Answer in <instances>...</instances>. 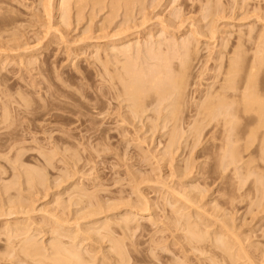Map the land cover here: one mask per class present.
Instances as JSON below:
<instances>
[{"label": "rangeland", "instance_id": "obj_1", "mask_svg": "<svg viewBox=\"0 0 264 264\" xmlns=\"http://www.w3.org/2000/svg\"><path fill=\"white\" fill-rule=\"evenodd\" d=\"M3 1L9 34L20 43L10 36V45L6 35L0 40L6 46L0 53V264H22L25 252L17 247L31 240L46 256L57 240L76 247L92 264H169L173 258L208 264L209 254L187 247L185 221L207 234L208 247L219 237L229 240L226 249L241 259L230 261L264 264V162L242 153L222 174L218 127L212 123L195 142L191 112L224 85L230 61L243 62L245 70L264 46V0H69L65 6L51 0V8L50 0ZM184 44L195 62L171 143L166 104L147 99L134 118L115 80L127 57L141 73L159 67L156 57L172 50L183 52L171 54L179 64L187 58ZM42 108L50 116L42 118ZM33 110L41 111L35 123L15 118ZM11 136L26 140L15 144ZM248 159L260 176L241 170ZM25 170L38 179L28 183Z\"/></svg>", "mask_w": 264, "mask_h": 264}, {"label": "bare ground", "instance_id": "obj_2", "mask_svg": "<svg viewBox=\"0 0 264 264\" xmlns=\"http://www.w3.org/2000/svg\"><path fill=\"white\" fill-rule=\"evenodd\" d=\"M67 1L69 0H60V3L61 5H68L69 3H67ZM81 1V0H80ZM79 0L77 1L78 4L80 2ZM3 0H0V40L1 38H4L5 35L7 36V40H9V43H10V36L12 38V42L13 44H15L16 40L15 37H17V35H15V37L13 38V35L12 33L9 34V25L11 24H8L6 22V12L4 11V9H2L1 6H3ZM49 2V0H48ZM70 2V1H69ZM76 2V3H77ZM99 2V0H98ZM47 3V2H45ZM44 3V4H45ZM51 5V0H50V3ZM49 4H45V8H46V11L48 12L49 9L53 6H49ZM4 5H6L4 3ZM46 5H48L50 8H48V6L46 7ZM63 7V6H62ZM64 8H68L67 6L64 7ZM64 9V10H66ZM7 11V10H6ZM45 11V12H46ZM67 11V10H66ZM5 12V13H4ZM9 12V11H8ZM44 12V13H45ZM50 12L51 10L49 11V14L47 13V15L50 16ZM3 13L6 14L5 16H3ZM63 13V12H62ZM66 13V12H64ZM46 15V16H47ZM63 15V14H62ZM49 16H47L48 18H50ZM66 16V15H65ZM5 17V18H3ZM13 17V16H12ZM10 18V17H9ZM5 19V20H4ZM62 19V18H60ZM64 19V17H63ZM11 19L9 20V23H10ZM12 23V22H11ZM63 23H64V20H63ZM51 26V25H50ZM49 26V27H50ZM11 30V29H10ZM8 34V35H7ZM19 36V35H18ZM23 36V35H22ZM25 36V35H24ZM264 38V37H263ZM18 41L20 39V37L18 38ZM6 40V39H5ZM4 40V42H6ZM264 40V39H263ZM262 40V42H264ZM3 41V40H1ZM0 41V42H1ZM15 43H14V42ZM7 43V42H6ZM7 43V45L9 44ZM10 43V45H11ZM1 46H3V43H0ZM23 45V44H22ZM21 45V46H22ZM260 45H262L260 43ZM14 46V45H13ZM188 46V45H186ZM184 44V46L182 45L181 47H183V49H185V56L187 57L185 60L182 59V56L183 53L181 51V53H174L173 54V50H172V53H170V55H167L166 53H162L160 56L156 57L157 61L159 62L158 65L159 67H155L156 69H153L152 71H149L151 73H149L148 71L147 72H142L141 73V70H135V66L133 67V65L129 62L131 61H127L126 59H128V57L124 60L123 63H126V64H122L121 65V68L120 71L123 72V75H117V79L115 81H117V83H119L118 86H120L119 88V91L123 96L127 97L126 98V102H130L131 105H130V110L132 112V116L134 117V115H137L141 112H144V108L147 107V99H150L149 101V104H155L157 106H161V105H164V103L166 104L165 106H161V107H165V109L168 111L167 112V116H165L164 119H166V122L168 123H172V125L174 126L173 128V134L172 136H169V140L171 141V143H173V141L175 142V140L177 139V131H175V128L176 130L178 129V127H180L181 125V120H182V115H183V112L186 110H184V107H186V91H187V88L189 86V77L190 75H192V69L194 68L193 67V62H195V59H193L192 57L195 58V55L192 53V49L189 50V47L187 48ZM259 46V45H258ZM6 46H4V48H0L1 49H5ZM9 49H11L9 47V45L7 46ZM179 47L178 49V52L179 50H181ZM186 47V48H185ZM264 47V46H263ZM262 46L259 47V50H257V52L254 54V59L253 61H249L248 63V66L246 65V69L243 70V66H241L243 64V62L240 64L239 61H230L229 63V66L227 64V68L225 69V75H226V78H224V85L222 87H220L218 90H213V92H209V94H206V97H204V99H202L200 102H198L197 104H195V107L193 108V121H192V129L193 131L195 132L193 134V140H195V142L199 140V138H201L204 130H206L209 125H211L212 123L215 124V128L218 127V131H219V138L221 140V145L219 147V160H220V167L222 168L223 172L222 174H225V170L227 168H229V166H237L238 163H240V160L241 157H242V153H249L250 155H253V156H257L259 157V160H263L264 162V81H260L259 79V76L261 75V73L264 71L261 69L262 65H264V60H263V55H264V50H262L261 48H263ZM6 48V49H8ZM18 48V47H17ZM22 48V47H20ZM19 48V49H20ZM16 49V48H15ZM182 49V50H183ZM17 50V49H16ZM128 49L126 48V51ZM7 51V50H5ZM9 51V50H8ZM12 51V50H10ZM192 51V52H191ZM15 52V50H14ZM13 52V53H14ZM0 53H4L3 50H1ZM12 53V52H11ZM168 53V54H169ZM150 54V53H149ZM148 54V57H150ZM171 54H173L172 56H175V54L179 55L180 57V54L182 55L180 60H178V63L179 64H174L173 61H175V57H172ZM192 54L194 56H192ZM237 54V53H235ZM259 54H261V57ZM3 55V54H1ZM126 54H124L125 56ZM152 55V54H150ZM239 55V54H238ZM236 55V56H238ZM31 56V55H30ZM153 57L154 54L152 55ZM151 56V58H153ZM241 56V55H240ZM4 57H7L4 56ZM176 58V61L177 59ZM240 58H243V56H241ZM236 59H239L236 57ZM129 64H128V63ZM238 63V64H237ZM245 63V61H244ZM243 67V68H240L239 67ZM244 65V64H243ZM243 71H242V70ZM262 70V72H261ZM143 71V70H142ZM203 72V71H202ZM243 73V74H240V73ZM146 73V74H145ZM149 73V74H148ZM121 74V73H120ZM264 74V73H263ZM262 76V75H261ZM264 77V76H263ZM126 78V79H125ZM114 79V78H112ZM264 79V78H263ZM114 81V80H113ZM112 83V82H111ZM116 84V83H115ZM117 86V87H118ZM118 89V88H117ZM210 89V88H209ZM211 90V89H210ZM188 92V91H187ZM188 94V93H187ZM120 95V96H121ZM189 100V99H188ZM191 100V99H190ZM27 104V102L25 103ZM29 105V104H27ZM26 105V107H27ZM167 106V107H166ZM30 107V106H29ZM158 107V108H159ZM28 108V107H27ZM45 108V107H44ZM42 108V111H43V115H41V111L39 112L40 114H37L36 113V110L33 112H29V111H23V112H17V115L15 113V118H18V119H21V120H28V123L30 122L31 124L32 123H35V120H33V118H36L37 115H41L42 118L46 116H50L49 112L45 114V109ZM190 108V106H189ZM188 108V109H189ZM25 109V108H24ZM60 109V108H59ZM73 109V108H72ZM191 109V108H190ZM28 110V109H27ZM129 110V112H130ZM39 111V109H38ZM77 113V112H76ZM68 114V113H67ZM70 114V113H69ZM131 114V113H130ZM71 115V114H70ZM76 115V114H75ZM28 116L30 117V119L28 118ZM52 116V115H51ZM56 116V115H55ZM77 116V115H76ZM135 118V117H134ZM192 118V117H191ZM41 121V120H40ZM43 121V119H42ZM78 121V120H77ZM79 122V121H78ZM32 126V125H31ZM37 126V125H36ZM33 128V127H32ZM35 128V127H34ZM30 129V128H29ZM31 130V129H30ZM31 132V131H30ZM15 133V132H13ZM12 134V133H10ZM17 134V133H16ZM14 135V134H12ZM15 136V135H14ZM14 136H11L13 137V142L16 144L18 143L19 141H23L25 142L26 138H20L18 139V136L17 138L14 137ZM23 137V136H22ZM22 139V140H21ZM242 142L243 144L240 146V148H236V145L238 143ZM22 143V142H21ZM20 143V144H21ZM193 144H196V143H193ZM19 145V144H18ZM13 146H16V145H13ZM27 151V150H26ZM16 156V155H15ZM256 160V159H255ZM258 160V158H257ZM251 161V160H250ZM249 159H248V162H250ZM246 163V162H245ZM255 162L251 161L250 163L246 164L247 166H244V168L241 170H243L246 174L249 175V173L252 175V174H256V175H259V172H258V168L257 167H249V165L251 164H254ZM262 163V162H261ZM263 164V163H262ZM245 165V164H244ZM256 166V165H255ZM258 166V165H257ZM239 167V166H238ZM242 167V166H241ZM234 169V170H233ZM232 171H233V177H234V181H236V178L237 180H241L240 179V176L239 178L237 177V174H239V171H241L239 169V171H237V167L236 168H233ZM29 170V169H28ZM26 171L25 170V174H26V177L28 178L27 181L28 183L30 182L32 184V182H34V180H36V178L38 179V174H37V177H33L32 174H29V171ZM261 170V169H260ZM31 171V170H30ZM238 173H237V172ZM34 172V171H33ZM222 172V171H221ZM258 172V173H256ZM32 173V172H30ZM37 173V172H36ZM241 173V172H240ZM249 175V176H251ZM256 175H255V178H256ZM260 176V175H259ZM263 176V175H262ZM261 176V177H262ZM248 177V176H247ZM259 178L260 180V177H257V179ZM224 180V177L221 178ZM244 179V177H243ZM264 179V178H263ZM237 181L236 183L240 182V181ZM245 181V180H244ZM243 181V182H244ZM254 182V181H253ZM259 182V181H258ZM232 183H235L232 181ZM255 183V182H254ZM246 184V182H245ZM259 184V183H258ZM226 185V184H225ZM238 185V184H237ZM240 185V184H239ZM241 185H243L241 183ZM240 185V186H241ZM256 185V184H255ZM263 185V184H262ZM236 186V185H235ZM235 186H232V187H235ZM252 188H254V190L256 189L254 187V185L252 184ZM259 186V185H258ZM261 186V185H260ZM244 188V185L241 186ZM236 188V187H235ZM259 190H260V187H258ZM264 188V187H263ZM263 188L261 190H263ZM238 189V188H237ZM242 189V188H241ZM240 188L238 190H241ZM249 189V188H247ZM234 190V188H233ZM244 190V189H243ZM224 191V190H223ZM245 191V190H244ZM249 191V190H248ZM256 191V190H255ZM235 192V191H234ZM237 192V191H236ZM241 192H243L241 190ZM240 192V193H241ZM250 192H253V191H250ZM264 192V191H263ZM230 193V192H229ZM233 193V192H232ZM247 193V192H246ZM256 193V192H255ZM259 193H262V191H260ZM238 194V193H237ZM236 194V195H237ZM243 194V193H242ZM245 194V193H244ZM232 195V194H231ZM230 195V196H231ZM239 195V194H238ZM249 195V194H248ZM258 195V194H257ZM229 196V197H230ZM234 196V195H233ZM244 197V195H242ZM260 196V195H259ZM262 196V195H261ZM260 196V197H261ZM236 197V196H235ZM234 197V198H235ZM239 197V196H238ZM243 197H240V198H243ZM247 197V196H246ZM233 198V201H235ZM259 198V197H258ZM236 199V198H235ZM232 201V197L230 199ZM230 201V202H231ZM256 201V200H255ZM254 201V202H255ZM237 202V201H236ZM240 200H239V204H240ZM253 202V201H252ZM253 202V204H254ZM238 203V202H237ZM256 203V202H255ZM231 204H233L231 202ZM251 204V203H250ZM253 204H251L253 206ZM257 204V203H256ZM258 205V204H257ZM225 206V205H224ZM223 206V207H224ZM227 206V205H226ZM229 206V205H228ZM251 206V207H252ZM231 207V206H230ZM182 217V216H181ZM183 218V217H182ZM181 218V219H182ZM188 219V218H187ZM186 220V219H184ZM201 220V219H200ZM183 221V220H182ZM187 222V221H185ZM184 222V223H185ZM190 223V221H188ZM223 222V221H222ZM221 222L220 225H223ZM183 223V222H182ZM181 223V224H182ZM183 223V224H184ZM198 223V222H196ZM204 223V222H203ZM226 223V221H224V224ZM182 224V227H186L185 228V231L187 232L188 234V239L185 238V240H188L189 244L187 247H191V249L193 251H196L195 253H197L199 251V254H209V257H210V260H209V263L210 264H236L234 263L233 261L234 260H237V259H234L232 258L231 254H234V253H229V251H231L230 249H226V246L227 248L228 245V241L226 242L225 240H223L221 237L219 238H214L216 239L214 242V245L211 244L210 241H212L210 239V243L211 246H207L206 245V236L207 234L204 235L203 232H200L201 228L198 229L200 231H197V228H191V226H189V224L186 223L187 226H183ZM192 224V223H191ZM195 224V223H194ZM219 224V223H218ZM198 225V224H196ZM208 225V224H207ZM227 225V224H226ZM206 226V225H205ZM225 226V225H224ZM229 226V225H228ZM196 227V226H195ZM202 227V226H201ZM204 227V226H203ZM223 227V226H222ZM205 228V227H204ZM208 228V227H207ZM206 228V229H207ZM229 228H231L229 226ZM183 229V228H182ZM196 229V230H195ZM216 229V228H215ZM219 229V228H218ZM184 230V229H183ZM182 230V231H183ZM228 230L230 231V229L226 228V231L228 232ZM232 230V229H231ZM205 231V230H204ZM208 231V230H206ZM217 231V230H216ZM219 232V231H217ZM223 232V230L221 231ZM207 233H210V232H207ZM213 233V232H212ZM230 233V232H229ZM232 233V232H231ZM223 234V233H222ZM236 234V233H234ZM214 235V234H213ZM228 235V233H227ZM232 235V234H231ZM17 236V235H16ZM20 235H18L16 238H18ZM209 236V235H208ZM220 236H222L220 234ZM234 236V235H233ZM213 237V236H212ZM236 237V235L233 237V239ZM238 237V235H237ZM236 237V238H237ZM209 238V237H208ZM213 238V239H214ZM232 238V237H231ZM230 238V239H231ZM30 240V239H29ZM240 240V239H239ZM25 241V240H24ZM208 241V240H207ZM231 241V240H230ZM238 241V240H237ZM243 241V240H242ZM242 241H240V243H242ZM22 242V241H21ZM33 241H25L22 245H19L17 248L20 249L21 251L23 250L25 253H24V257L22 258V261L24 264H89L91 263L90 261L89 263L87 262L88 260H85V257H83L84 255L80 254L79 251L80 249L77 251L75 250L76 247H73V246H70V247H73V249H68V246L67 248H65L66 245L68 244H64L63 247L60 245V242L59 244L57 243L58 240L55 242L57 245H54L52 246V244L50 245L51 247V254L52 256H49L47 255L46 256V253L45 251L43 253L40 252V249L39 247H37V244L35 245L34 243H32ZM226 242V243H225ZM233 242V241H232ZM230 242V243H232ZM65 243V242H64ZM187 243V242H186ZM240 243L238 244H234L236 246H233V247H237L240 246ZM244 243V241H243ZM121 245V244H120ZM231 245V244H230ZM232 246V245H231ZM69 247V248H70ZM113 247L114 249L117 251V254L120 259L123 260V250H121L118 242H115L114 241V244H113ZM183 247V246H182ZM181 247V248H182ZM232 247V248H233ZM242 247V246H240ZM29 248L32 249L31 252H27V251H30ZM186 248V247H184ZM239 248V247H238ZM28 249V250H27ZM183 249V248H182ZM187 249V248H186ZM190 249V248H189ZM242 249V248H241ZM244 249V247H243ZM247 249V248H246ZM244 249V250H246ZM185 250V249H184ZM183 250V251H184ZM42 251V249H41ZM49 251V250H48ZM192 251V253H193ZM233 251V250H232ZM242 251V250H241ZM240 251V253L242 254L241 257H243V253ZM16 252V248H15V251ZM187 252V250H186ZM190 252V251H189ZM201 252V253H200ZM235 252V251H234ZM237 252V251H236ZM235 252V253H236ZM244 252V251H243ZM18 253V251L16 252ZM116 253V252H115ZM172 253V252H170ZM239 253V254H240ZM173 254V253H172ZM182 254V253H181ZM188 254V253H187ZM238 254V253H237ZM245 254V253H244ZM14 255V253L12 254ZM16 255V254H15ZM236 255V254H234ZM247 255V253H246ZM251 255V254H250ZM38 256L36 259L37 260H34L35 257ZM169 256H171L169 254ZM179 256V255H178ZM181 256V255H180ZM185 256V255H184ZM206 256V255H204ZM249 256V255H247ZM174 257V256H173ZM183 257V256H182ZM208 257V258H209ZM228 257V258H227ZM230 257L232 259H234L233 261H230ZM239 257V256H238ZM236 257V258H238ZM251 257V256H250ZM258 257V256H257ZM34 258V259H33ZM39 258V259H38ZM165 258V257H164ZM184 258V257H183ZM188 258V257H187ZM186 258V259H187ZM244 258V257H243ZM249 258V257H248ZM155 259V258H154ZM162 259V258H161ZM176 260V258H173ZM185 259V258H184ZM185 259V261H187ZM229 261H228V260ZM240 259V257H239ZM238 259V260H239ZM246 256H245V260H246ZM261 259H262V256H261ZM260 259V260H261ZM263 259H264V256H263ZM160 260V259H159ZM170 260L171 264H182L181 262H179V259L178 261L176 260ZM237 260V261H238ZM241 260V259H240ZM254 260V259H253ZM252 260V262H253ZM157 261V260H156ZM184 261V262H185ZM243 261V260H242ZM256 261V260H255ZM264 261V260H263ZM21 262V263H22ZM203 262V261H202ZM206 262V261H205ZM241 262V261H239ZM246 262V261H245ZM260 262V261H259ZM22 263V264H23ZM157 263H159L157 261ZM169 263V264H170ZM186 263V262H185ZM201 263V262H200ZM208 263V264H209ZM238 263V262H237ZM256 263V262H255ZM253 263V264H255ZM92 264V263H91ZM161 264V263H160ZM168 264V263H167ZM184 264V263H183ZM189 264V263H188ZM199 264V263H198ZM203 264V263H202ZM240 264V263H239ZM245 264V263H244ZM252 264V263H251Z\"/></svg>", "mask_w": 264, "mask_h": 264}]
</instances>
